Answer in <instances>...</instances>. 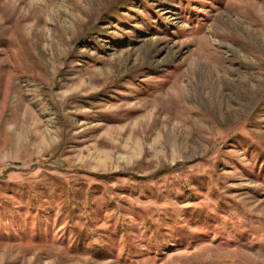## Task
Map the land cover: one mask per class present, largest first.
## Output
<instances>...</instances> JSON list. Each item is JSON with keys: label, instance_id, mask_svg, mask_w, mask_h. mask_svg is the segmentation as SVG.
Segmentation results:
<instances>
[{"label": "rangeland", "instance_id": "374dc122", "mask_svg": "<svg viewBox=\"0 0 264 264\" xmlns=\"http://www.w3.org/2000/svg\"><path fill=\"white\" fill-rule=\"evenodd\" d=\"M0 264H264V0H0Z\"/></svg>", "mask_w": 264, "mask_h": 264}, {"label": "trees", "instance_id": "16d2710c", "mask_svg": "<svg viewBox=\"0 0 264 264\" xmlns=\"http://www.w3.org/2000/svg\"><path fill=\"white\" fill-rule=\"evenodd\" d=\"M44 218V217H43Z\"/></svg>", "mask_w": 264, "mask_h": 264}]
</instances>
